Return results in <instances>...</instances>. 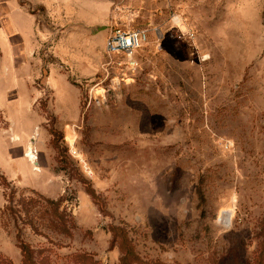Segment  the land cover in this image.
Masks as SVG:
<instances>
[{"label": "rangeland", "instance_id": "1", "mask_svg": "<svg viewBox=\"0 0 264 264\" xmlns=\"http://www.w3.org/2000/svg\"><path fill=\"white\" fill-rule=\"evenodd\" d=\"M118 28L148 42L108 54ZM20 241L50 264H253L264 0H0V261Z\"/></svg>", "mask_w": 264, "mask_h": 264}, {"label": "built area", "instance_id": "2", "mask_svg": "<svg viewBox=\"0 0 264 264\" xmlns=\"http://www.w3.org/2000/svg\"><path fill=\"white\" fill-rule=\"evenodd\" d=\"M148 32L144 29H115L106 40V52L108 54L133 55L148 42Z\"/></svg>", "mask_w": 264, "mask_h": 264}, {"label": "trees", "instance_id": "3", "mask_svg": "<svg viewBox=\"0 0 264 264\" xmlns=\"http://www.w3.org/2000/svg\"><path fill=\"white\" fill-rule=\"evenodd\" d=\"M90 193L92 194L93 197L95 196V191H91ZM49 202L54 207L53 215L55 217L54 219L58 222L57 226L59 227V229L63 231H67L66 223H68V221L66 217H64V213H62L59 210L60 203L54 200H50ZM20 243H21V250L23 253V262H22L23 264H50L49 260L45 256L38 255V253H36L34 249L31 248V246L24 243L23 241H20ZM128 253L131 254L133 259H137V257L133 254L132 249L128 248ZM79 259H80L79 263L88 264L84 256L82 255L79 256ZM0 264H6V262L4 263L3 261H0ZM253 264H264V241L263 243H261L260 256Z\"/></svg>", "mask_w": 264, "mask_h": 264}, {"label": "bare ground", "instance_id": "4", "mask_svg": "<svg viewBox=\"0 0 264 264\" xmlns=\"http://www.w3.org/2000/svg\"><path fill=\"white\" fill-rule=\"evenodd\" d=\"M27 156H29L30 159H35V158H36L35 153H34V151H32V150L28 151Z\"/></svg>", "mask_w": 264, "mask_h": 264}]
</instances>
